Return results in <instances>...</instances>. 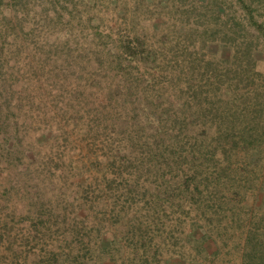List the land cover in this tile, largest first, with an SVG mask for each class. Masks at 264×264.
Listing matches in <instances>:
<instances>
[{
	"label": "rangeland",
	"instance_id": "obj_1",
	"mask_svg": "<svg viewBox=\"0 0 264 264\" xmlns=\"http://www.w3.org/2000/svg\"><path fill=\"white\" fill-rule=\"evenodd\" d=\"M205 32L264 85V0H0V264H264V140L168 153L157 118Z\"/></svg>",
	"mask_w": 264,
	"mask_h": 264
},
{
	"label": "trees",
	"instance_id": "obj_2",
	"mask_svg": "<svg viewBox=\"0 0 264 264\" xmlns=\"http://www.w3.org/2000/svg\"><path fill=\"white\" fill-rule=\"evenodd\" d=\"M204 27L209 28L211 26ZM215 27L217 26L215 25ZM195 29L191 28L188 32H194ZM207 32L198 38H195L194 34L186 36L184 33L179 37L180 39L175 41L177 47L183 50L181 52L183 54L189 53V55L182 56L183 59L177 57L174 59L171 56L172 60L169 62L171 65L173 64V68L167 69L172 75L169 83L170 88L174 95L178 96L177 100L172 102L173 106L175 107L176 103L180 105L170 115L157 116L161 125L169 126L167 131H170L174 140V145L168 153L185 154L186 146L191 144V147H188L190 149L195 145L199 147L203 145L204 140L200 136L204 137V135H194V132L188 135L186 130H182L188 129V127L196 129L201 127L204 130H210L213 139L211 142L216 143L214 147L219 146L221 148L222 142H225L226 146L224 147H227V141H230L231 138L233 139L231 143L241 148L254 147L257 143L262 144V140H264V85L257 83L256 77H260V74L254 70V63H251L253 66H248L250 62H253L252 53L250 54L249 49H247L246 57V53H242L244 50L243 41L239 42L236 39L230 44V46L233 45L230 48L234 50V55L237 51L240 58L235 56L226 60L215 59L214 57L207 60L200 56L198 58V53L194 52L198 50L197 46L204 45ZM227 37L228 33L224 32L223 41L225 45H228L226 43ZM231 40L232 38L229 41ZM245 44L247 46V43ZM229 74L233 75L232 78L234 79L230 84H224V79ZM223 91H227L229 97L224 98L222 96ZM133 128L137 131L145 130L139 122H136ZM122 132L124 133V129ZM122 132L119 133L122 134ZM197 152L200 154L199 157L204 160L208 158L212 162L210 157L212 153L200 151V149H197ZM214 171L208 170L205 176L214 175ZM199 174L202 176L203 173ZM70 259L71 257L68 255V260L70 261ZM248 263L244 262V264Z\"/></svg>",
	"mask_w": 264,
	"mask_h": 264
}]
</instances>
